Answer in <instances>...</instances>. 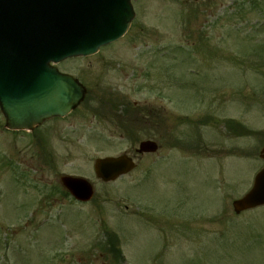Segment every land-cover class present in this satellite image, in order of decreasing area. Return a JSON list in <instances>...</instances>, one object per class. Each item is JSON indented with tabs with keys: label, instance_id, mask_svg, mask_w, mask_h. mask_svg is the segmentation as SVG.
Instances as JSON below:
<instances>
[{
	"label": "rangeland",
	"instance_id": "rangeland-1",
	"mask_svg": "<svg viewBox=\"0 0 264 264\" xmlns=\"http://www.w3.org/2000/svg\"><path fill=\"white\" fill-rule=\"evenodd\" d=\"M134 8L122 40L58 65L104 113L81 105L61 128L47 123L50 163L30 137L8 134L0 115V264H110L97 248L105 228L119 235L126 264H264V208L236 216L231 206L263 166L264 136L231 138L224 126L234 120L264 134V0H141ZM110 90L161 115V149L103 183L95 159L145 140L143 129L124 139L119 123L104 119L111 105L100 100ZM64 174L89 179L92 202L61 197Z\"/></svg>",
	"mask_w": 264,
	"mask_h": 264
},
{
	"label": "water",
	"instance_id": "water-1",
	"mask_svg": "<svg viewBox=\"0 0 264 264\" xmlns=\"http://www.w3.org/2000/svg\"><path fill=\"white\" fill-rule=\"evenodd\" d=\"M133 17L130 0H0V106L8 126L32 128L46 117L68 114L84 89L49 63L96 53L119 39ZM157 150V144L144 142L138 153ZM135 167L128 156L97 159L94 165L105 182ZM61 181L76 199H92L94 190L87 180L63 176ZM261 205L264 169L253 189L233 203L237 214Z\"/></svg>",
	"mask_w": 264,
	"mask_h": 264
},
{
	"label": "flooded vegetation",
	"instance_id": "flooded-vegetation-1",
	"mask_svg": "<svg viewBox=\"0 0 264 264\" xmlns=\"http://www.w3.org/2000/svg\"><path fill=\"white\" fill-rule=\"evenodd\" d=\"M104 93H107V94H110L111 92L110 91H104ZM97 99V98H96ZM95 99V100H96ZM117 107L118 108H120L121 110H122V112H124L125 113V111H127V113H130V112H133L134 113V115H139L140 117L142 116V117H144L143 115H144V109L142 108L141 109V107H140V104H138V103H133V106H130L128 103L127 104H125V105H117ZM149 116H150V119H149V122H150V129L148 130V131H144L143 132V137H144V139L145 140H154V141H157L158 139L156 138L157 137V135L158 136H160L158 133H159V128H161V124H162V119H161V115L159 114V113H154V115H153V112L151 111L150 113H149ZM153 117H154V119H153ZM52 121H55V125L54 126H56V125H58L57 123H58V121L59 120H57V119H53ZM52 127V126H51ZM58 127H59V125H58ZM60 128V127H59ZM158 128V130H156ZM52 130H54L53 128H49L48 127V129H47V136H52L53 135V133H52ZM60 130V129H59ZM158 132V133H157ZM51 133V134H50ZM123 136H125V137H128L129 138V136L128 135H123ZM134 156V155H133ZM145 156H149V155H145ZM144 156V157H145Z\"/></svg>",
	"mask_w": 264,
	"mask_h": 264
},
{
	"label": "trees",
	"instance_id": "trees-1",
	"mask_svg": "<svg viewBox=\"0 0 264 264\" xmlns=\"http://www.w3.org/2000/svg\"><path fill=\"white\" fill-rule=\"evenodd\" d=\"M246 133L244 132L243 134H246ZM66 196H67V194H66ZM104 247H105V251L110 250L115 254V258L117 259V264H120V262L123 261L121 250L119 249V241L117 239V236L112 235Z\"/></svg>",
	"mask_w": 264,
	"mask_h": 264
}]
</instances>
